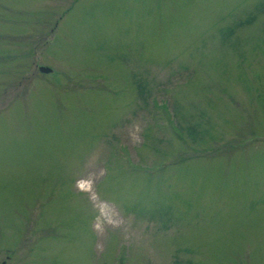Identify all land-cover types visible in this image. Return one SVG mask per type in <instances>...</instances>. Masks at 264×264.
Here are the masks:
<instances>
[{
  "label": "rangeland",
  "instance_id": "1",
  "mask_svg": "<svg viewBox=\"0 0 264 264\" xmlns=\"http://www.w3.org/2000/svg\"><path fill=\"white\" fill-rule=\"evenodd\" d=\"M0 264H264V0H0Z\"/></svg>",
  "mask_w": 264,
  "mask_h": 264
},
{
  "label": "bare ground",
  "instance_id": "2",
  "mask_svg": "<svg viewBox=\"0 0 264 264\" xmlns=\"http://www.w3.org/2000/svg\"><path fill=\"white\" fill-rule=\"evenodd\" d=\"M80 187H82L83 189L88 190V191L92 190L91 187L88 186V184L86 182L85 183L81 182Z\"/></svg>",
  "mask_w": 264,
  "mask_h": 264
},
{
  "label": "water",
  "instance_id": "3",
  "mask_svg": "<svg viewBox=\"0 0 264 264\" xmlns=\"http://www.w3.org/2000/svg\"><path fill=\"white\" fill-rule=\"evenodd\" d=\"M40 71L41 72H50L51 71V68L47 67V66H40L39 67Z\"/></svg>",
  "mask_w": 264,
  "mask_h": 264
}]
</instances>
